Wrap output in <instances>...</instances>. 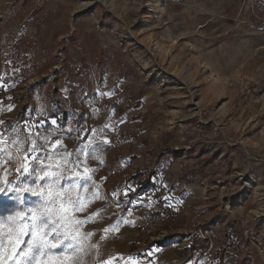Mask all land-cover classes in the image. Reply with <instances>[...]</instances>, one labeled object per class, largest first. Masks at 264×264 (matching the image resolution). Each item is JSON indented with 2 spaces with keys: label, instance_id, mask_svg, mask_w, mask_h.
Instances as JSON below:
<instances>
[{
  "label": "rangeland",
  "instance_id": "374dc122",
  "mask_svg": "<svg viewBox=\"0 0 264 264\" xmlns=\"http://www.w3.org/2000/svg\"><path fill=\"white\" fill-rule=\"evenodd\" d=\"M22 165L79 185L80 264H264V0H0V181Z\"/></svg>",
  "mask_w": 264,
  "mask_h": 264
},
{
  "label": "snow or ice",
  "instance_id": "6c2138e0",
  "mask_svg": "<svg viewBox=\"0 0 264 264\" xmlns=\"http://www.w3.org/2000/svg\"><path fill=\"white\" fill-rule=\"evenodd\" d=\"M21 169L16 182L0 181V198L25 206L6 219L0 217V264H80L76 253L81 250L78 239L81 221L72 213L80 208L81 200L79 195L75 199L70 195L79 185L62 187L60 181L65 177L51 171V166L48 170H30L28 165H22ZM24 176H34L35 180L27 183L20 179ZM26 194L37 200L29 201Z\"/></svg>",
  "mask_w": 264,
  "mask_h": 264
},
{
  "label": "built area",
  "instance_id": "2783aa9c",
  "mask_svg": "<svg viewBox=\"0 0 264 264\" xmlns=\"http://www.w3.org/2000/svg\"><path fill=\"white\" fill-rule=\"evenodd\" d=\"M153 204L138 207L136 215L133 212V228L137 237L149 238V244L155 245L171 238L168 231L172 228L176 203L172 196L159 193Z\"/></svg>",
  "mask_w": 264,
  "mask_h": 264
},
{
  "label": "trees",
  "instance_id": "16d2710c",
  "mask_svg": "<svg viewBox=\"0 0 264 264\" xmlns=\"http://www.w3.org/2000/svg\"><path fill=\"white\" fill-rule=\"evenodd\" d=\"M12 209V203L0 199V217H5Z\"/></svg>",
  "mask_w": 264,
  "mask_h": 264
}]
</instances>
